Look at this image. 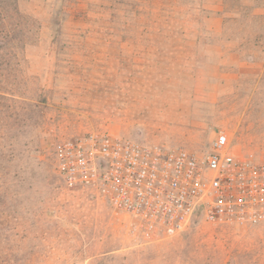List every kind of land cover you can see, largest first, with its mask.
Returning <instances> with one entry per match:
<instances>
[{"label": "rangeland", "instance_id": "374dc122", "mask_svg": "<svg viewBox=\"0 0 264 264\" xmlns=\"http://www.w3.org/2000/svg\"><path fill=\"white\" fill-rule=\"evenodd\" d=\"M66 1L0 0V264H264V224L148 238L53 157L99 132L264 162V0H71L56 25Z\"/></svg>", "mask_w": 264, "mask_h": 264}, {"label": "built area", "instance_id": "2783aa9c", "mask_svg": "<svg viewBox=\"0 0 264 264\" xmlns=\"http://www.w3.org/2000/svg\"><path fill=\"white\" fill-rule=\"evenodd\" d=\"M53 157L66 186L98 191L148 238L176 236L197 220L264 224V162L232 154L225 135L198 155L94 132L58 142Z\"/></svg>", "mask_w": 264, "mask_h": 264}, {"label": "trees", "instance_id": "16d2710c", "mask_svg": "<svg viewBox=\"0 0 264 264\" xmlns=\"http://www.w3.org/2000/svg\"><path fill=\"white\" fill-rule=\"evenodd\" d=\"M70 1L71 0H67L66 3H64L63 8L60 9V11H56V12L54 11V14L56 13V15L58 16V18H57V20L55 22L56 25H60L59 16H61V13L65 12V10L67 9ZM147 15H148L147 22H148V24L150 26L154 27V26H157L159 24L156 12H148ZM0 190H1V186H0Z\"/></svg>", "mask_w": 264, "mask_h": 264}]
</instances>
